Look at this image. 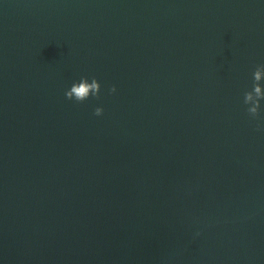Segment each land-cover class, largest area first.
<instances>
[{"label":"water","instance_id":"95a60500","mask_svg":"<svg viewBox=\"0 0 264 264\" xmlns=\"http://www.w3.org/2000/svg\"><path fill=\"white\" fill-rule=\"evenodd\" d=\"M259 65L264 0H0V203L41 262L264 264Z\"/></svg>","mask_w":264,"mask_h":264},{"label":"clouds","instance_id":"9594fccd","mask_svg":"<svg viewBox=\"0 0 264 264\" xmlns=\"http://www.w3.org/2000/svg\"><path fill=\"white\" fill-rule=\"evenodd\" d=\"M262 81H264V65L257 66L256 70L253 72V84L252 90L244 93V104L247 107V113L253 120H261L260 117V107L261 101H264V87H262ZM111 93L116 92V88L113 86L110 89ZM100 96V84L95 79L92 78L91 83L88 79L81 78L78 83H73L70 90L65 92V97L68 100H75L77 103H83L90 97L99 99ZM103 108L97 107L95 109V116L103 115ZM257 131H264V121H261L257 125Z\"/></svg>","mask_w":264,"mask_h":264}]
</instances>
